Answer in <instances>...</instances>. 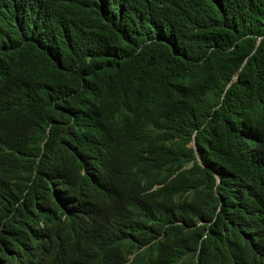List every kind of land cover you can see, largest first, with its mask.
<instances>
[{
    "label": "trees",
    "instance_id": "16d2710c",
    "mask_svg": "<svg viewBox=\"0 0 264 264\" xmlns=\"http://www.w3.org/2000/svg\"><path fill=\"white\" fill-rule=\"evenodd\" d=\"M41 4L32 44L16 24L0 27V253L20 227L29 236L50 222L58 179L86 185L81 170L106 151L113 174L166 182L181 223L166 252L131 264H205L232 235L230 264H242L247 241L233 226L216 219L203 239L196 217L208 218L186 211L201 194L217 205L211 169L225 218L264 202V0ZM69 230L52 235L50 259ZM129 250L109 241L90 264H124Z\"/></svg>",
    "mask_w": 264,
    "mask_h": 264
},
{
    "label": "clouds",
    "instance_id": "9594fccd",
    "mask_svg": "<svg viewBox=\"0 0 264 264\" xmlns=\"http://www.w3.org/2000/svg\"><path fill=\"white\" fill-rule=\"evenodd\" d=\"M44 11L41 0H0V27L10 22L16 24L19 34L15 35L32 44L37 29L43 27L40 23ZM188 146L193 148L195 161L205 168L194 138ZM108 166L109 157L103 151L95 162L81 170V174L88 172L91 178L86 185L58 179L47 197L46 217L50 222H40V231L29 236L23 228L25 225L20 227L13 236V244L0 253V264H90L91 255L109 241L130 249L124 264H131L137 254L157 256L166 252L177 239L181 224L168 208V184L162 180L131 181L113 174ZM211 173L217 205L201 194L186 211V217L201 214L208 218L207 222L196 217L197 226L204 227L203 239L207 238L208 231L217 228L216 219L226 228L233 226L247 241L242 248L245 250L242 264H264V202H252L246 210L237 213L233 221L225 218L219 211L222 197L216 191L219 175L214 169ZM65 227L70 229L65 248L50 259L51 237ZM20 239H26L27 244L15 245ZM220 240L216 236L207 243ZM225 241L229 246L221 248L217 256L206 254L205 264L233 262L232 246L237 244V237L232 235Z\"/></svg>",
    "mask_w": 264,
    "mask_h": 264
},
{
    "label": "rangeland",
    "instance_id": "374dc122",
    "mask_svg": "<svg viewBox=\"0 0 264 264\" xmlns=\"http://www.w3.org/2000/svg\"><path fill=\"white\" fill-rule=\"evenodd\" d=\"M200 204H203V201H201Z\"/></svg>",
    "mask_w": 264,
    "mask_h": 264
}]
</instances>
